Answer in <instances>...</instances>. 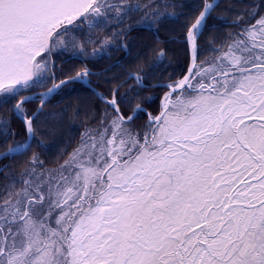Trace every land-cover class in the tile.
<instances>
[{
    "label": "snow or ice",
    "instance_id": "snow-or-ice-1",
    "mask_svg": "<svg viewBox=\"0 0 264 264\" xmlns=\"http://www.w3.org/2000/svg\"><path fill=\"white\" fill-rule=\"evenodd\" d=\"M237 7L0 0V264H264V0ZM172 16L184 18L183 69L154 85L156 114L126 111L120 89L148 87V74L94 62L130 53L134 31L160 42ZM167 51L154 50L161 64ZM61 56L79 64L65 70ZM75 84L100 107L83 110L72 151L46 161L35 149L63 116L47 106Z\"/></svg>",
    "mask_w": 264,
    "mask_h": 264
},
{
    "label": "trees",
    "instance_id": "trees-1",
    "mask_svg": "<svg viewBox=\"0 0 264 264\" xmlns=\"http://www.w3.org/2000/svg\"><path fill=\"white\" fill-rule=\"evenodd\" d=\"M226 2L227 0H221V6L223 7ZM235 2L238 7L233 10L234 12L239 11V6L249 3L250 0H235ZM183 3L190 6L198 3V0H183ZM185 12H187V8H185ZM183 23V16L169 17L159 31L158 35L160 42L156 41L155 34L151 31H134L131 33L134 39L132 41L133 46L130 53L123 51L114 52L111 55V59L98 58L95 60L94 63L97 69L105 68L118 62L119 66L113 67L109 76L115 74L123 78L124 72H136L137 69H142L148 74V87H135L136 82L130 80L124 88L120 89L122 93H128L130 103L126 111H130L131 107H134L135 104H141L143 107H148L153 114L158 112L160 97L163 95V90L154 87V85L158 82H167L169 75L174 70L178 72L183 69L185 64V54L181 42ZM209 24L219 26L221 31L227 29L226 22L222 20L210 19ZM158 48H166L168 50L167 59L163 64H161L155 56L154 50ZM57 64L62 65L63 68L67 70L74 65H78L79 60L61 56L57 58ZM95 83L96 78L93 77L94 86ZM111 86L110 84H102L101 88L98 90L106 92ZM137 92H139V96L136 95ZM149 95H154L155 97L150 106L145 101V98ZM91 104L100 107L99 102L96 101L90 90L81 84L67 87L52 97L51 103L48 104L46 111H55L57 113L63 111V116L62 118H55L60 121L56 132L44 138L43 147L35 149L37 152L41 153L43 159L49 162H57L61 159L62 153L72 151L79 141L81 133L85 131L87 122L83 110ZM29 107L35 108L36 105L31 104ZM77 108L81 109V115L78 117L74 115ZM40 119L43 120L44 117H40ZM146 119L147 117L141 114L135 123L137 126H141L145 123ZM13 126L16 128L21 127L19 122L15 120L13 121ZM20 138H22V136Z\"/></svg>",
    "mask_w": 264,
    "mask_h": 264
}]
</instances>
